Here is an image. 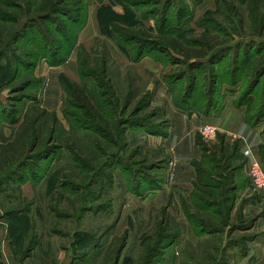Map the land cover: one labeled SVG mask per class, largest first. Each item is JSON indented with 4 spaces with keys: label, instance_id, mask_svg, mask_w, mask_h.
<instances>
[{
    "label": "rangeland",
    "instance_id": "rangeland-1",
    "mask_svg": "<svg viewBox=\"0 0 264 264\" xmlns=\"http://www.w3.org/2000/svg\"><path fill=\"white\" fill-rule=\"evenodd\" d=\"M14 1L10 8L0 2L2 45L12 46L11 33L31 17L57 37L54 51L68 39L56 57L71 50L77 73L60 74L59 84L63 88L64 78L67 85L87 88L96 113L68 105L64 88L63 103L43 106L47 69L70 57L58 66L45 58L30 59L36 64L31 69L23 66L16 82L32 80L23 92L33 99L20 124L0 120V237L19 235L17 227L26 226L20 218L38 217L45 230L61 229L63 264L71 258L72 264H264V195L247 173L246 157L240 152V159L228 158L237 144L219 136L211 143L210 149L225 147L227 160L220 153L214 163L202 164L213 169L215 193L204 207L192 196L199 183L195 162L203 161L209 145L200 133L204 124L196 135L202 157L193 162L197 177L189 190L176 186L179 159L169 142L174 111L207 117L213 106L211 117L218 118L264 71V0H128V6L124 0H77L75 8L70 0ZM8 12L18 18L22 12L23 22L9 24L2 16ZM53 12V21L41 22ZM71 15L80 21H70ZM31 42L41 45L40 39ZM25 43L19 51L31 52L34 47ZM220 49L223 54L212 60ZM8 61L0 60L5 67ZM232 69L238 71L234 84ZM8 76L0 71L5 104ZM260 76L255 98L243 104L251 118L264 104V72ZM256 126L264 133V117ZM260 154L264 164V147ZM15 208L28 212L6 216ZM91 235L96 250L85 256ZM16 249L21 261L24 247Z\"/></svg>",
    "mask_w": 264,
    "mask_h": 264
},
{
    "label": "trees",
    "instance_id": "trees-1",
    "mask_svg": "<svg viewBox=\"0 0 264 264\" xmlns=\"http://www.w3.org/2000/svg\"><path fill=\"white\" fill-rule=\"evenodd\" d=\"M119 2H121L120 0H117ZM1 3H3V5L7 6V8L12 7V3L13 6L14 4H17L14 0H1ZM63 0H61L60 2L58 1L57 3L59 5L63 4ZM80 1L77 0H70V5H72V8H75L76 6H79ZM122 3H125V5L128 6V4H130L131 2L128 0H124ZM156 3V2H155ZM76 5V6H75ZM75 6V7H74ZM16 9H19V7L16 6ZM11 12V11H10ZM10 12H8L7 14H2V16L6 17V19L3 20L9 22V24H17L18 22H25L22 27L18 28L17 31L11 33L10 37L12 39V46L10 47H4L2 45L3 40L0 38V60L2 59H6L9 60L8 61V65L7 67L3 66L2 63L0 62V71L6 72L7 74H9V79L6 82L7 85H5L6 87L10 88L11 94L9 95V97L6 100V104L4 102H2V100L0 99V120L2 122L5 123H10V124H17L20 122V119L22 117V113H25V111L27 110V105L26 102L28 101V99H33L32 96H29L27 94H25L23 92V90L25 88H27V86L33 84L32 80H28L26 79L25 81L18 83L17 78L20 77V73L22 72V68L24 66V69L26 70L27 68L31 69L32 67L36 66V61L39 62V60H41L42 58L45 59H49L50 63L52 66H58V65H62L64 64L68 59H69V52L71 50H69L68 53H66L67 55L64 56L62 58L61 57H56L60 52H63L64 48H65V42H68V39H62L63 41H61V43L57 44V49L56 51H54V47H52V43L55 44V38H57L54 34H51L52 36H50V32L44 31L43 30V26L40 25V23L37 22V19H35L34 17L28 18L27 20H23L24 19V14H22L21 12V17H11L9 14ZM39 12V11H38ZM29 14V13H27ZM56 12H53L52 16L50 15V17H42V21L41 22H49V21H53L55 19L56 16ZM49 16V15H48ZM72 19H76V22H79L80 19L77 21L78 18H75L74 16H70L69 20L72 21ZM23 20V21H22ZM61 28H64L63 26L61 27V25H57L56 26V32L57 33H62L63 30H61ZM50 31V30H49ZM61 36V35H60ZM23 38H28V39H23ZM32 39H40L41 41V45L36 47L35 43L33 44L31 42ZM26 41V45L27 47H34V49L31 52H27V53H22L21 51H19V46L21 44V41ZM14 46V47H13ZM72 46V45H71ZM176 46V45H175ZM203 46V45H202ZM253 45H251L252 47ZM13 48V49H12ZM247 48V47H245ZM225 50V49H222ZM221 49L217 50L214 54L212 60H214L218 55L223 54V52ZM231 51V49H229ZM54 51V52H53ZM177 51H180L179 48H177ZM67 52V51H66ZM182 52V51H181ZM193 55V54H192ZM192 55L189 54V56L191 57ZM198 57H201V53H198ZM32 58H34L35 63H33L32 61H30V59L32 60ZM264 70V69H262ZM9 72V73H8ZM264 72V71H262ZM262 72L260 73V75L262 74ZM255 76V78L252 81V85H250L249 87H247L246 90H244L243 95L241 96V99L239 100L238 104L235 105L237 108H241L243 107V104L249 100H252L255 98V88L257 83L259 82V80L261 79L260 77L262 76ZM231 79L229 80L231 84H234L237 81V77H238V71H234L232 69L231 74H230ZM63 78V76H62ZM61 83L63 85V88L67 94V102L68 105H72L75 108H81L84 107L85 109L88 108L90 111L95 112L94 106H88V104H90V99H91V94L88 91L87 88L84 87H80L78 85H67V83H65L66 80L61 79ZM15 93V95H14ZM216 109V108H215ZM213 106H210V108L208 110H206L205 112V116L207 117H211L212 114L215 113V110ZM225 110V109H224ZM223 110V111H224ZM223 111H221L223 113ZM43 113L47 112L44 110ZM221 113V114H222ZM65 114L67 116H69L68 111H65ZM220 114V115H221ZM96 115V114H95ZM264 117V104L258 109V111L256 112V117L251 118L248 117V115L246 114V120L247 122L251 125L254 126L256 124H258L262 118ZM70 118V117H69ZM3 119V120H2ZM255 120V123H253L252 121ZM234 151L233 154L228 157V158H236V159H240L241 155H240V150L238 149L237 145H234ZM204 154H203V161L202 162H195V165L198 168V181L199 183L197 184V188L195 190V192L193 193V198H195L197 200L198 203L202 204V206H210L209 203L211 202V199H215V193H213V189H212V185L210 183L212 175H213V169L211 170H206L205 168H203L202 164H207L209 163H214L215 159L214 157L216 155H220L221 153V158L226 161L227 158L224 156L223 150H225V147L223 145H221L219 151L216 147H214V149H210V147H208V145L206 146L204 144ZM228 168V170H232V167H230V165H226ZM241 170L243 169V166L239 167ZM17 169L13 172L16 174ZM13 175V174H12ZM212 182V181H211ZM55 185V184H54ZM57 187V186H54ZM217 197H220V193H216ZM25 211L23 209H12L11 211L7 212L8 217H19V214H25ZM23 219L26 220V226H23V229L20 227H17V230L20 231V234L18 235V233H12L11 231L9 232V238L11 239V244L13 246L15 255H18V250L16 249V247H18L20 244L22 246V248L24 247V251L22 252V258L21 261H24L26 257H28L30 255V252L35 248L37 241L36 239H30V236L34 230V224H33V219L30 217H23L20 218L19 220L24 221ZM30 239L29 242L25 241L27 239ZM91 238L94 239L95 236L91 235ZM97 246L96 243V239H94L93 241H91L90 245L88 246V250L85 252V256H87L88 253L91 252V250L94 249V247ZM0 253H1V246H0ZM0 264L2 263L1 257H0Z\"/></svg>",
    "mask_w": 264,
    "mask_h": 264
},
{
    "label": "crops",
    "instance_id": "crops-1",
    "mask_svg": "<svg viewBox=\"0 0 264 264\" xmlns=\"http://www.w3.org/2000/svg\"><path fill=\"white\" fill-rule=\"evenodd\" d=\"M81 41H83V39H80V42ZM47 70L46 75L49 77V87L44 95L43 106L47 108V110H50L57 102L60 104L63 103V95H65V92L59 84L60 74L65 73L74 78L76 77V55L73 54L68 63L64 66L50 67ZM20 123L21 119L17 124ZM205 123L215 124L218 128V136L224 140L225 144L236 143L241 154L246 157L247 161H252L253 159L260 160V152L264 147L263 128L261 126H251L247 122L246 109L244 106L237 108L232 104L227 105L218 118H207L198 114H188L187 112H182L177 109L172 114L173 125L171 135L169 136V142L176 146L179 159L176 186L182 189L189 190L192 188L191 182L196 180L197 172L193 162L200 160L202 157V150L196 142V135H199L198 131ZM10 128L11 127H6L7 130H10ZM34 204L35 203H33V206ZM41 223L43 224V220L38 217H33L34 230L30 239L31 237L33 240L36 239L37 244L24 261L17 260L11 244V239L6 232L3 233L0 237L1 260L3 264H24L27 263V261L41 264L44 259L50 260L53 264H63L66 259V248L62 247V245H60L62 243L57 239L61 235V229L56 228L52 231H48L43 228ZM30 239L28 238L25 243L29 242ZM95 250L96 249L91 250L89 256H91ZM77 259H81L80 256H78ZM72 262L73 260L71 258L67 260L65 264H72Z\"/></svg>",
    "mask_w": 264,
    "mask_h": 264
},
{
    "label": "built area",
    "instance_id": "built-area-1",
    "mask_svg": "<svg viewBox=\"0 0 264 264\" xmlns=\"http://www.w3.org/2000/svg\"><path fill=\"white\" fill-rule=\"evenodd\" d=\"M200 133L203 140L209 144L208 147H211V143L217 139L218 128L213 123H206L201 127ZM176 166L177 158L174 155L169 163L168 172L171 178L174 177ZM246 168L254 187L264 195V164L259 159H253L252 161H248Z\"/></svg>",
    "mask_w": 264,
    "mask_h": 264
}]
</instances>
